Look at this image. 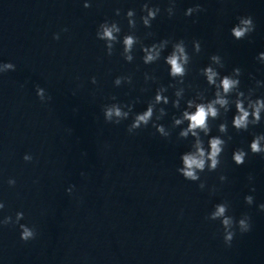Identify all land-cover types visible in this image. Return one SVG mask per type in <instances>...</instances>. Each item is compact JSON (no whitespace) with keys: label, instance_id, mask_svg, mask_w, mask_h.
Masks as SVG:
<instances>
[{"label":"water","instance_id":"obj_1","mask_svg":"<svg viewBox=\"0 0 264 264\" xmlns=\"http://www.w3.org/2000/svg\"><path fill=\"white\" fill-rule=\"evenodd\" d=\"M88 2L89 8L85 0H0V63L16 65L15 71L0 74V201L6 205L0 219H15L22 211L20 223L36 231L35 239L24 242L19 225L0 226V264H264V211L258 207L264 203V158L249 153L240 166L232 160L235 149L247 151L253 135L264 133V121L236 132L233 106L226 117L211 122L210 135H219L216 125L226 119L232 139L221 166L200 174L206 184L201 190L200 181L185 180L176 170L192 139L179 140L180 128L167 139L151 124L129 134L131 117L119 125L103 117L102 106L112 103L113 95L122 103L139 97L138 113L160 85L174 83L163 60L171 45L160 61L145 65L139 45L128 63L120 55L121 45L108 56L96 38L105 19L119 22L121 36L132 31L125 13L134 9L135 34L145 45L167 38L187 44L192 61L185 86L192 88L186 87L185 99L195 89H207L212 98L214 89L200 69L213 54L224 60L222 75L242 70L241 90L247 92L255 80L264 81V63L256 59L264 52V0H175L171 18L169 0H147L161 9L151 28L139 20L146 0ZM196 4L203 11L185 16ZM241 16H251L256 27L236 40L230 30ZM148 32L153 35L146 38ZM57 33L59 40L54 39ZM193 40L201 43L199 54L192 51ZM145 72L157 82L145 84ZM128 74L132 85L114 86L117 76ZM37 86L51 99L42 102ZM173 92L170 88L166 95L174 99ZM261 96L264 87L256 89L254 98ZM184 106L182 101L181 110ZM163 107L168 115L158 123L170 128L180 110ZM25 154L33 160L25 161ZM220 175L227 180L221 182ZM10 178L15 186H9ZM247 195L254 197L251 206L245 203ZM225 201L229 215L239 220L247 214L252 225L247 233L237 229L230 246L220 221L206 218Z\"/></svg>","mask_w":264,"mask_h":264},{"label":"clouds","instance_id":"obj_2","mask_svg":"<svg viewBox=\"0 0 264 264\" xmlns=\"http://www.w3.org/2000/svg\"><path fill=\"white\" fill-rule=\"evenodd\" d=\"M85 8L91 7L88 0H85L83 5ZM141 11L145 13L140 16V23L145 28L152 27V21L157 18L161 9L158 6L150 7L149 2L143 3ZM203 11L199 4L194 7H189L185 11V16H192L195 13ZM166 12L171 18L175 15V0H169V6ZM121 10L116 9L115 15L120 16ZM129 33L121 36V26L119 22L105 19L99 24L96 31V38L104 42L106 54L113 55L117 44L121 45L120 55L123 59L132 63L135 59L134 50L139 45L143 52L142 62L145 65H151L161 60L162 54L171 45V51L163 56L164 63L168 66L169 76L174 83H169L167 86L160 85L154 94V97L147 102L146 110L142 112H134L135 105L140 102L139 97L128 103L118 101V98L113 95L109 97L112 103H107L102 106V112L105 123L119 125L121 122L128 120L131 117V123L127 126L129 134H134L137 130L151 126L163 138H170L172 130L180 128L178 132L179 140L190 141V150L184 152L180 156L181 166L176 170L182 175L185 180L196 182L200 181L199 188L204 190L206 184L201 180V173L215 172L221 166V156L231 141L232 136L229 135V124L226 119L216 125L219 135H210L212 132V121L220 120L226 117L234 106L235 114L231 120V126L236 132H247L251 127L260 125L264 121V96L255 97L256 89L264 87V81L255 80V87L248 88L247 92L241 90L242 70L237 67L230 74H221L220 69L224 68V60L219 54H213L209 57L210 63L200 69V75L206 80L209 88L214 89L212 98L206 95L207 89H195V94L191 98L185 99V91L187 88H192L189 83L185 86V77L189 74L192 55L188 51L187 44L183 39L172 40L171 38L162 39L154 42L151 45H145L140 37L135 34L137 28L136 12L134 9H129L125 13ZM238 22L231 28L230 32L234 39L243 40L250 36L255 31V23L251 16L238 17ZM67 31V29H63ZM153 33H146V38L151 37ZM54 39L59 40L60 34L54 35ZM201 43L199 40L192 41V51L195 54L201 52ZM256 59L264 63V52H260ZM16 65L11 62L0 63V74L9 71H15ZM250 78L255 79L254 77ZM157 77L148 72L144 73V82H157ZM93 84L97 83L95 76L91 77ZM113 84L115 87H120L122 84H133V76L131 74L117 76ZM174 89V99L170 98L166 93L169 89ZM147 88H142L141 92L147 91ZM37 96L44 102L50 100L51 97L46 95L44 88L37 86ZM184 102V108L181 110V103ZM171 104L172 108L180 110V114L172 116L171 127H166L164 124L158 123L168 112L165 107ZM163 105V106H162ZM186 125V126H184ZM207 137V143H205ZM227 137V139H225ZM249 153L260 155L264 158V133L254 134L248 150L237 148L232 153V160L237 165H243ZM23 159L27 162L33 160L32 155L25 154ZM83 175V173H81ZM221 182L227 180L225 175H220ZM249 181H253L254 177L249 176ZM9 186H15L16 180L10 178ZM75 185L70 186L66 191L71 193ZM252 192L255 188L250 189ZM216 188L210 189L214 193ZM245 203L251 206L254 203L252 195L245 196ZM6 207L3 201H0V211ZM261 211H264V203L259 206ZM229 204L225 202L218 203L206 217L208 220H219L223 228V238L226 245L230 246L235 236L236 230L240 233H247L251 230V218L245 214L239 220L228 214ZM24 219V213L19 211L15 214V219L12 216H4L0 219V226L19 225L20 239L24 242L35 239L36 231L34 227L27 224H22L20 221Z\"/></svg>","mask_w":264,"mask_h":264}]
</instances>
